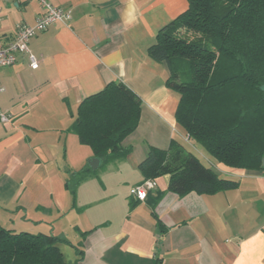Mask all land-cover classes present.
I'll return each mask as SVG.
<instances>
[{
  "label": "crops",
  "instance_id": "0c3cea01",
  "mask_svg": "<svg viewBox=\"0 0 264 264\" xmlns=\"http://www.w3.org/2000/svg\"><path fill=\"white\" fill-rule=\"evenodd\" d=\"M48 1L73 18L31 39L39 67L24 53L0 67V107L14 116L0 123V226L59 237L68 264H264V173L229 167L194 144L176 120L180 96L166 85L168 68L148 53L188 0ZM41 11L40 0L5 2L0 41ZM112 81L142 101L139 126L124 141L132 151L91 167L99 171L79 185L74 207L69 173L96 157L72 130L78 107ZM172 140L238 187L181 197L164 175L131 208V188L145 180L139 164Z\"/></svg>",
  "mask_w": 264,
  "mask_h": 264
},
{
  "label": "trees",
  "instance_id": "16d2710c",
  "mask_svg": "<svg viewBox=\"0 0 264 264\" xmlns=\"http://www.w3.org/2000/svg\"><path fill=\"white\" fill-rule=\"evenodd\" d=\"M188 3L148 49L154 60L166 65V85L180 96L176 120L216 161L264 173V0ZM141 113L139 96L123 82L112 81L80 103L72 130L92 148L103 169L132 151L124 141L137 130ZM139 170L145 180L170 175L168 189L181 197L239 185L176 140L168 149L151 147ZM98 171L88 166L69 173L66 185L74 207L79 185ZM139 202L132 197L130 207ZM62 241L0 226V264H68L58 245Z\"/></svg>",
  "mask_w": 264,
  "mask_h": 264
},
{
  "label": "built area",
  "instance_id": "2783aa9c",
  "mask_svg": "<svg viewBox=\"0 0 264 264\" xmlns=\"http://www.w3.org/2000/svg\"><path fill=\"white\" fill-rule=\"evenodd\" d=\"M7 1L0 0V30L2 26L1 11L3 4ZM42 11L33 24L23 23L18 26L16 37L4 44L0 41V67L14 65L18 60V54H27L30 66L33 69L39 67L38 58L30 50V41L39 33L45 32L56 22L69 24L73 18L72 12L57 6H54L48 0H40ZM4 90L0 86V93ZM13 114L3 110L0 107V123L9 124L13 121ZM156 187L153 179H147L142 183L131 188V196L137 200L145 201L148 193Z\"/></svg>",
  "mask_w": 264,
  "mask_h": 264
},
{
  "label": "water",
  "instance_id": "95a60500",
  "mask_svg": "<svg viewBox=\"0 0 264 264\" xmlns=\"http://www.w3.org/2000/svg\"><path fill=\"white\" fill-rule=\"evenodd\" d=\"M91 167L93 169H97L100 164V159L95 157L90 160ZM263 166H264V159H263Z\"/></svg>",
  "mask_w": 264,
  "mask_h": 264
},
{
  "label": "rangeland",
  "instance_id": "374dc122",
  "mask_svg": "<svg viewBox=\"0 0 264 264\" xmlns=\"http://www.w3.org/2000/svg\"><path fill=\"white\" fill-rule=\"evenodd\" d=\"M191 37H192V35H190ZM196 146H198V148H201L203 151H204V149L202 148V147H200L199 145H197L196 143H194ZM191 151H193L192 150V148H190V147H188ZM207 154V153H206ZM199 156H200V154H199ZM202 159V161H204L206 164H208L207 162H206V160L204 159V158H201ZM71 237L73 238V236L71 235ZM66 255H67V257H68V259H69V252H66Z\"/></svg>",
  "mask_w": 264,
  "mask_h": 264
}]
</instances>
